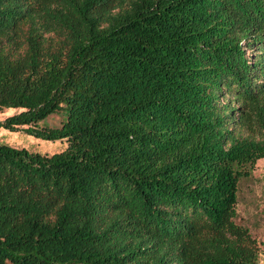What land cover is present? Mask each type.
<instances>
[{"label": "trees", "instance_id": "trees-1", "mask_svg": "<svg viewBox=\"0 0 264 264\" xmlns=\"http://www.w3.org/2000/svg\"><path fill=\"white\" fill-rule=\"evenodd\" d=\"M6 109L0 264H258L264 0H0Z\"/></svg>", "mask_w": 264, "mask_h": 264}, {"label": "rangeland", "instance_id": "rangeland-1", "mask_svg": "<svg viewBox=\"0 0 264 264\" xmlns=\"http://www.w3.org/2000/svg\"><path fill=\"white\" fill-rule=\"evenodd\" d=\"M6 109L0 113V120L16 113ZM59 117L48 119L49 126H58ZM0 144L12 148L26 149L31 153L53 155L66 147L65 142L49 141L23 131L0 129ZM237 223L246 226L259 245L258 264H264V160H259L248 177L238 183Z\"/></svg>", "mask_w": 264, "mask_h": 264}]
</instances>
